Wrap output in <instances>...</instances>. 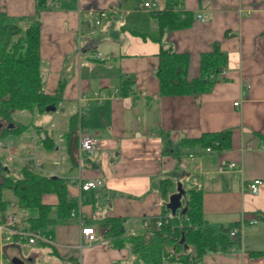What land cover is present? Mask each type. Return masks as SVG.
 <instances>
[{"label":"crops","instance_id":"crops-1","mask_svg":"<svg viewBox=\"0 0 264 264\" xmlns=\"http://www.w3.org/2000/svg\"><path fill=\"white\" fill-rule=\"evenodd\" d=\"M143 1L0 0V14L40 26L45 93L55 94L62 84L56 110L41 115H46L48 123L33 125L32 131L6 144L16 151L11 162L28 166L34 161L36 171L64 178L70 193L79 199L78 215L58 224L48 245L57 260L52 256L43 264H139L129 242L118 245L104 236L103 219H124L127 231L142 234L147 231L144 220L154 223L162 216L182 214L188 189L199 183L208 225L244 224L241 247L208 253L200 264H264V255L250 256V252L264 251L260 217L264 213V0H182L181 9L194 14L193 24L162 33L154 10L140 7ZM154 3L155 10L165 7L164 0ZM100 11L107 16L96 25L94 15ZM215 44L227 60L223 80L199 96H160L161 47L189 54L187 77L193 79L199 75L201 55ZM97 52L103 57L96 58ZM127 80L131 84L124 91ZM95 94L105 97L97 99ZM80 105L87 108L83 118L78 116ZM219 132L231 133L225 149L215 154L204 150L193 154L194 160L178 155L180 149L181 154L188 151L181 148V140ZM161 133L170 138L171 153H162ZM81 134L103 144L95 157L80 154ZM49 136L52 140L45 141ZM29 145L36 149L30 151ZM57 151L66 156L61 167L52 164ZM0 152L10 164L5 150ZM221 158L235 162L239 171L205 181L196 167L216 173ZM183 159L187 167L182 166ZM47 162L55 170L48 169ZM168 178L176 183L172 195H180L175 212L169 207L172 195H161V182ZM255 179L263 181L257 194L248 189ZM89 180H102L103 186L82 191L80 182ZM80 217L86 226L97 229L99 242L78 247ZM254 220L258 223L253 224ZM16 246H6V261L11 251L16 254ZM40 253L35 251L31 260Z\"/></svg>","mask_w":264,"mask_h":264},{"label":"trees","instance_id":"trees-1","mask_svg":"<svg viewBox=\"0 0 264 264\" xmlns=\"http://www.w3.org/2000/svg\"><path fill=\"white\" fill-rule=\"evenodd\" d=\"M164 1L162 10L152 12L161 33L186 29L193 24L194 14L181 9L182 0ZM20 22L0 14V141L3 142L20 137L33 126V122L23 124L18 121L15 118L16 111L42 115L47 112V108L56 107L61 101L62 84L55 94L45 93L43 88L39 24L25 23L26 28H22ZM190 61L187 53L161 47L157 67L161 97L199 96L224 79L221 72L227 67V60L219 44L201 55L199 75L193 79L187 77ZM130 84L127 80L122 89L124 87L123 90L127 91ZM161 136L164 140L162 153H171L170 138L166 133H161ZM230 137V132H219L183 139L180 146L188 151L181 154L180 149L178 155L200 154L207 148H211L215 154L229 146ZM50 140L51 136L45 141ZM47 147L52 149L49 144ZM16 173L19 176L16 177ZM160 187L162 197L168 198L176 188V183L174 179L168 178L162 180ZM5 189L13 192L17 205L37 211V215L30 218V229L39 230L52 238L55 227L69 220L72 211H77L80 205L79 199L70 193L64 178L45 175L17 161L9 164L0 160V217L7 213L9 207L8 201L3 198ZM92 190L95 189L85 192ZM260 217L264 220V213ZM162 219L160 227L154 224L152 229L135 236L127 231L126 220L117 217L104 218L102 228L105 229L104 236L113 238L118 245L129 242L132 255L139 264H165L164 258L177 264H200L208 253L228 252L242 246L241 238L230 236L232 229L240 227L239 223L215 228L205 222L202 189H188L185 211L173 216H162ZM262 255L264 251L250 252L252 257Z\"/></svg>","mask_w":264,"mask_h":264},{"label":"built area","instance_id":"built-area-1","mask_svg":"<svg viewBox=\"0 0 264 264\" xmlns=\"http://www.w3.org/2000/svg\"><path fill=\"white\" fill-rule=\"evenodd\" d=\"M142 9H151L152 11L155 10L156 5L154 3V0H144L143 3L140 6ZM107 13L105 11H100V13H95L94 20L96 25H101L104 18H106ZM202 21H205V18L202 16H198ZM19 25L22 28H26V25L24 22H20ZM94 33L90 34L93 35ZM96 58H102L103 54L101 52H97L95 55ZM227 73V69H223L221 72V77H225ZM95 97L97 99H101L102 97L98 94H95ZM236 106L239 105L238 102L235 103ZM87 113V108L82 107L80 105V109L78 112V116L80 118H83ZM31 150L34 151L36 147L34 145L28 146ZM103 147V144L99 142L96 138L88 136L86 134H81L79 137V152L81 155H85L88 158H93L96 156L98 151ZM6 152V161L11 162L16 154V151L13 148H7V146L0 141V151ZM213 150L211 148L205 149V152H212ZM189 159L194 160L196 159V156L193 154L189 155ZM186 159H183L182 166L187 167L185 165L184 161ZM66 162V156L60 152L57 151L52 159V164L55 167H61ZM197 170L204 176V180H210L216 177L217 174H221L227 171H239L238 166L235 162L227 161L225 158H221L218 169L216 173H207L204 172L200 165L196 167ZM263 181L260 179H255L252 182L248 184V189L251 193L257 194L259 192V187L262 185ZM80 189L82 191H89L91 189H96L101 186H103L102 180H89L85 182H80ZM203 184H195V187L197 189H202ZM19 211H13L6 213L3 217H0V264H9L6 261L5 257V248L7 245H29V246H36L40 243L45 245H52L53 238L44 235L39 230H31L29 227V221L30 216L27 211H25V208L17 205ZM78 215L77 211H72L71 217L75 218ZM163 219L162 217L157 219L154 223L150 220H144L143 221V228L146 230L152 229V227H160L162 225ZM253 224H257V220H254L252 222ZM80 225L82 226V241L79 243V248H81L83 245H91L96 242H99L101 237L98 235L97 229L91 226H86L85 222L80 217ZM244 224H240V227H236L230 231V236L233 238H241L242 239V230H243ZM130 235L135 236L137 233L131 229L128 231ZM167 258H164L163 261L165 264H169L170 262L167 261ZM65 264H72L71 261L66 262Z\"/></svg>","mask_w":264,"mask_h":264},{"label":"rangeland","instance_id":"rangeland-1","mask_svg":"<svg viewBox=\"0 0 264 264\" xmlns=\"http://www.w3.org/2000/svg\"><path fill=\"white\" fill-rule=\"evenodd\" d=\"M47 114L48 113H46V115ZM44 117L41 115H31V114L25 113V112H19V111L15 112V118L18 121L22 122L23 124L33 122V125L37 124V125L42 126V125L48 123V120L47 119L44 120ZM33 127L34 126L30 127L29 130L32 131ZM13 140H14V138L9 139V140L6 139V140H4V144L6 145L7 142H9V141L12 142ZM173 148H174V146H173ZM0 160L2 163H6L5 159H4V154L2 152H0ZM28 166H29V168H31L33 170H37V168L35 167L34 161H32V160L30 162H28ZM46 166L50 170H55V168L51 165V162H47ZM15 175H16V177L19 176L18 173H16ZM3 198H4V200L8 201V203H9L8 211H10V212H13V211L18 212L19 211V209L17 207L16 197L11 190L5 189L3 191ZM25 211L28 212V214L31 218L37 215L36 210L25 209ZM15 251H16V254H13L12 251L9 253V257L7 260L8 263H10L14 257H18L19 259H21L24 262V264H43L44 261L47 262L46 260H48L49 258H52V256L57 260V258L53 254H51L52 249L49 248L48 245H46V246H42V245H36V246L18 245V246H16ZM35 251H40L41 252L40 254H42V255L38 259H36L35 261H32L31 257L35 253Z\"/></svg>","mask_w":264,"mask_h":264},{"label":"water","instance_id":"water-1","mask_svg":"<svg viewBox=\"0 0 264 264\" xmlns=\"http://www.w3.org/2000/svg\"><path fill=\"white\" fill-rule=\"evenodd\" d=\"M55 110H56V107H49V108H47V111H55ZM1 135H2V124L0 123V138H1ZM179 197H180V195H172L170 197L171 203H170L169 207L171 209H173L174 212L176 210V209H174V204L177 202V200L179 199ZM11 263L12 264H24V262L21 259H19L18 257H14L11 260Z\"/></svg>","mask_w":264,"mask_h":264}]
</instances>
